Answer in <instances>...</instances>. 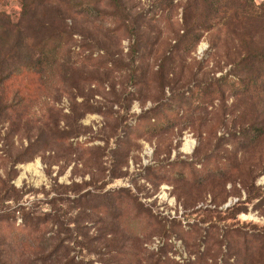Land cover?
<instances>
[{
  "label": "rangeland",
  "instance_id": "rangeland-1",
  "mask_svg": "<svg viewBox=\"0 0 264 264\" xmlns=\"http://www.w3.org/2000/svg\"><path fill=\"white\" fill-rule=\"evenodd\" d=\"M263 2L0 0V264H264Z\"/></svg>",
  "mask_w": 264,
  "mask_h": 264
},
{
  "label": "trees",
  "instance_id": "trees-1",
  "mask_svg": "<svg viewBox=\"0 0 264 264\" xmlns=\"http://www.w3.org/2000/svg\"><path fill=\"white\" fill-rule=\"evenodd\" d=\"M264 6L263 4H261ZM241 64L246 67L247 78H237L235 85L244 92H257L261 86V80H264V50L250 53L246 57L241 59ZM262 78V79H261ZM8 81V78L3 79L1 82Z\"/></svg>",
  "mask_w": 264,
  "mask_h": 264
},
{
  "label": "bare ground",
  "instance_id": "bare-ground-1",
  "mask_svg": "<svg viewBox=\"0 0 264 264\" xmlns=\"http://www.w3.org/2000/svg\"><path fill=\"white\" fill-rule=\"evenodd\" d=\"M192 143V142H191ZM190 145V150H191V148L193 147V143L192 144H189Z\"/></svg>",
  "mask_w": 264,
  "mask_h": 264
}]
</instances>
